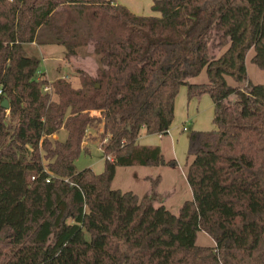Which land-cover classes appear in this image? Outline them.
I'll list each match as a JSON object with an SVG mask.
<instances>
[{
	"label": "trees",
	"instance_id": "obj_1",
	"mask_svg": "<svg viewBox=\"0 0 264 264\" xmlns=\"http://www.w3.org/2000/svg\"><path fill=\"white\" fill-rule=\"evenodd\" d=\"M150 8L0 0V264H264V0ZM25 43L61 45L71 59L83 48L94 70L76 67V86L35 77L39 58ZM250 47L262 82L246 76ZM202 67L205 81L187 80ZM181 84L186 99L209 96L213 127L188 132L191 197L171 213L154 204L158 175L140 195L110 181L116 165L175 163L134 140L140 128L166 131ZM61 127L62 140L50 137ZM89 127L98 172L73 163ZM197 229L213 244H196Z\"/></svg>",
	"mask_w": 264,
	"mask_h": 264
},
{
	"label": "rangeland",
	"instance_id": "obj_2",
	"mask_svg": "<svg viewBox=\"0 0 264 264\" xmlns=\"http://www.w3.org/2000/svg\"><path fill=\"white\" fill-rule=\"evenodd\" d=\"M152 0H136V2L140 6H144V10L146 8V12H141L140 14H152L154 13L153 10L150 8ZM25 53L26 55H34L39 58V62L37 64V68L35 70L34 76L37 77L40 75V73L48 80H52L55 77L63 76L64 78L68 79L69 82L72 84V86H76L78 84V79L75 75L74 69L76 67H85L86 69L95 67V60L92 58L91 54L84 51V49H79L78 54L75 56L74 59H71L70 57L64 58L62 54V46L58 44H47L44 46H39L36 44H30L25 43ZM253 49L250 47L244 57V66H245V72L247 78L251 82H262L263 80V73L262 70L259 69L253 62L250 61L249 57L252 54ZM190 82H201L206 80L205 71L202 67L201 70L194 76H190L187 78ZM225 80L228 84H237L241 86L243 84V81H234L229 76H225ZM45 87V88H44ZM43 89L48 90L47 86H44ZM205 126L207 128H210L211 125L210 117L209 119H205ZM94 129L87 128V135L88 139H86V145L88 147L87 152L80 151L77 157L73 160L74 167L76 170L85 167L86 164L91 163L92 165L96 164L99 161L101 151L98 147V140L96 137H93L95 139H90L92 135H94ZM184 132V131H183ZM65 134L64 128H60L57 131V135L60 136V139L62 140ZM52 137V136H50ZM63 137V138H62ZM56 138V137H52ZM58 139V138H57ZM179 149H181V146L179 144L176 145V151L179 153ZM169 151V150H168ZM168 151L165 148V155L168 154ZM184 155L186 156V153L183 151ZM167 156V155H166ZM169 156V154H168ZM190 159V156H187V160ZM43 163H45V160L43 159ZM138 167H146V166H139V165H133L130 168H122L117 167L116 173L113 178V182L111 183V188L114 187L115 184H117V181H119L122 177H127L130 179L133 183L141 184L142 180L138 176V172L141 173L138 169ZM153 167V166H152ZM166 167V168H164ZM162 168L165 169V171H162L165 178V185L167 184V180H169L170 177L172 183H174V194L169 196L167 198V204L168 207L171 208V213H176L177 210L175 209L174 205L178 203L180 200L181 202L186 199V197L189 196V192L186 186V183L183 180V174L181 170L176 166H163ZM124 169H127L124 171ZM145 169V168H144ZM153 169V168H150ZM182 170H184V167H182ZM184 172V171H183ZM161 184L160 187L163 188V184ZM123 186V185H121ZM167 186V185H166ZM179 194L177 197L176 195ZM182 198V199H181ZM161 203L159 200H155V205ZM171 204V205H170ZM69 220V219H68ZM194 242L199 245H212L213 241L212 239L201 229H197L195 232V239Z\"/></svg>",
	"mask_w": 264,
	"mask_h": 264
},
{
	"label": "crops",
	"instance_id": "obj_3",
	"mask_svg": "<svg viewBox=\"0 0 264 264\" xmlns=\"http://www.w3.org/2000/svg\"><path fill=\"white\" fill-rule=\"evenodd\" d=\"M124 6H126L131 12L140 14L141 12H146V8L144 10V6H140L136 0H115ZM152 14H156V12H151ZM150 14V13H149ZM89 72L93 71V68L88 69ZM41 74V73H40ZM211 109H212V101L206 93H203L199 96H193L189 99L185 97V87L184 85H179L177 92L174 96L173 100V114L171 121L166 129V131L162 134L160 133H146L144 132L143 128L139 129L137 136L135 137L136 144H144V145H152L156 144L159 147L160 153L164 159L173 158L175 163L173 165H141V164H131V165H116L114 168V173L110 181L113 182V178L116 173L117 167L122 168H130L133 165L139 166H146V167H138L141 173L138 172V176L141 178L142 183L137 184L133 183L127 177H122L117 184L114 185L113 188H118L119 190H131L132 192L136 193L137 195L142 194L148 188V178L154 177L155 175L159 176V180L156 184V193H157V200L161 201L163 206L171 211V208L168 207L167 198L173 195L174 192V183H172L171 178L167 180V186L165 185V176L162 171H165L163 166H176L178 167L182 174L183 180L186 183L189 196L186 199L191 197V192L187 181L185 179V168H186V161L187 157L184 155L183 151L185 152L186 142L188 132L191 129H210L213 127V124L207 128L205 126V119H211ZM211 122V121H210ZM60 129V128H59ZM184 131V132H183ZM52 137H56L60 139V136L57 135V131L51 134ZM65 134L63 135V137ZM62 137V138H63ZM61 140V139H60ZM179 144L181 149H179V153L176 151V145ZM165 148L168 151V154L165 155ZM102 155H100L99 161L92 165L91 163L86 164V166L90 167L94 172H98L102 168ZM153 166V167H152ZM184 167V170H182ZM145 168V169H144ZM153 168V169H150ZM127 169H124L126 171ZM184 171V172H183ZM164 183L163 188L160 187L161 184ZM123 185V186H121ZM112 187V186H111ZM177 197L179 194L176 195ZM182 199V198H181ZM185 199V198H184ZM181 200L174 205L175 209L177 210ZM171 205V204H170Z\"/></svg>",
	"mask_w": 264,
	"mask_h": 264
},
{
	"label": "water",
	"instance_id": "obj_4",
	"mask_svg": "<svg viewBox=\"0 0 264 264\" xmlns=\"http://www.w3.org/2000/svg\"><path fill=\"white\" fill-rule=\"evenodd\" d=\"M0 106L7 107V100L5 97L0 99Z\"/></svg>",
	"mask_w": 264,
	"mask_h": 264
},
{
	"label": "built area",
	"instance_id": "obj_5",
	"mask_svg": "<svg viewBox=\"0 0 264 264\" xmlns=\"http://www.w3.org/2000/svg\"><path fill=\"white\" fill-rule=\"evenodd\" d=\"M45 88V87H44ZM1 95H2V90H1V86H0V97H1Z\"/></svg>",
	"mask_w": 264,
	"mask_h": 264
}]
</instances>
